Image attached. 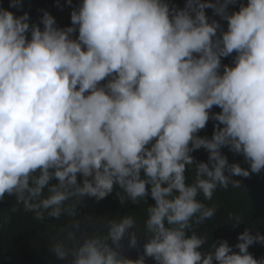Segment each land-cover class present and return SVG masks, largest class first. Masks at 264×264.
Returning a JSON list of instances; mask_svg holds the SVG:
<instances>
[{
    "label": "clouds",
    "instance_id": "1",
    "mask_svg": "<svg viewBox=\"0 0 264 264\" xmlns=\"http://www.w3.org/2000/svg\"><path fill=\"white\" fill-rule=\"evenodd\" d=\"M236 2L185 0L178 8L168 0H81L63 28L47 11L41 28L27 12L0 7V200L14 196L39 221L72 217L85 196L101 200L117 188L121 205L154 200L136 259L120 251L125 237L137 245L130 215L105 221V235L85 233L82 242L69 231L52 244L58 259L264 264L248 252L264 245L259 233H240L238 252L219 240L206 253L205 236L188 234L216 213L198 196L211 200L218 187L239 188L233 176L264 171V0L229 13ZM206 8L226 30L209 22ZM233 53L232 66H222ZM209 119L216 122L210 139L197 135ZM201 147L207 163L190 155ZM222 148L242 155L248 168L229 163Z\"/></svg>",
    "mask_w": 264,
    "mask_h": 264
},
{
    "label": "trees",
    "instance_id": "2",
    "mask_svg": "<svg viewBox=\"0 0 264 264\" xmlns=\"http://www.w3.org/2000/svg\"><path fill=\"white\" fill-rule=\"evenodd\" d=\"M81 0H21L22 7H9L11 0H0V7L8 9L14 15H22L27 12L30 19L29 24L40 23L44 11H47L55 19L57 27L71 26L70 13ZM169 4L183 8L185 0H168ZM205 2V0H201ZM215 2V0H208ZM57 3L61 7H57ZM240 3H247V0H237L236 4L230 5L228 12L237 11ZM205 14L209 22L215 19L224 30L227 29V22L221 20L219 16L214 15L213 10L206 8ZM78 33L73 34V38ZM219 35V30L217 32ZM30 38V33L28 34ZM235 53L228 57L221 58V64L232 66V60ZM222 71V68H221ZM107 81H102L101 84ZM217 106H213L211 112H219ZM216 122L209 119L204 129L197 135L211 138L213 126ZM227 156L229 163L237 162L243 168H248L242 155L234 154L227 148L221 149ZM190 155L197 162H208L209 153L203 147L195 150ZM185 175L188 182L191 183L195 175V165H189L186 168ZM232 179L239 180V188L231 185L227 189L217 188L211 200H205L202 196L197 197L206 206L216 207L215 215L201 223L194 225L189 231L195 232L198 236H205L206 243L201 248L202 253L210 251L213 241L226 240L234 252H238L235 245L239 242L237 237L245 229H248L252 235L257 233L264 235V171L258 174H250L249 177L233 176ZM77 180L80 182L82 177L77 174ZM53 180L50 183H55ZM119 188L114 189L112 193L101 200L94 197L85 196L77 205L75 213L69 217L64 213L60 219L46 217L39 221L34 219V213L25 212L23 206L17 204L14 196H5L0 200V264H71L73 256L69 253L66 258L58 259L52 251V244L57 239L67 238L69 231L74 233L77 242H82L83 234L105 235V221L111 219H120L125 215H130L136 222L139 232L137 235L136 247H130L128 238L125 237L121 242V254L130 259H136L143 253V245L147 240L144 234V222L147 218L146 208L154 205V200L149 196L140 203H132L126 200L123 205L119 202L116 195ZM68 203H71L69 201ZM13 209H16L15 211ZM229 213L239 215L241 222L233 225L234 221L229 219ZM70 243V242H69ZM109 243H111L109 241ZM248 252L254 258H264V245L254 243L248 248ZM146 264H155L152 258H146ZM213 264H216L214 261Z\"/></svg>",
    "mask_w": 264,
    "mask_h": 264
}]
</instances>
